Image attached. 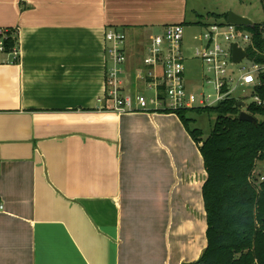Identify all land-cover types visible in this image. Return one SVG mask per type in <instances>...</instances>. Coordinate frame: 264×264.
Segmentation results:
<instances>
[{
	"label": "crops",
	"instance_id": "obj_1",
	"mask_svg": "<svg viewBox=\"0 0 264 264\" xmlns=\"http://www.w3.org/2000/svg\"><path fill=\"white\" fill-rule=\"evenodd\" d=\"M191 0H0V264H196L207 172L174 113L118 114L106 33L126 34L123 95L169 25H206Z\"/></svg>",
	"mask_w": 264,
	"mask_h": 264
},
{
	"label": "trees",
	"instance_id": "obj_2",
	"mask_svg": "<svg viewBox=\"0 0 264 264\" xmlns=\"http://www.w3.org/2000/svg\"><path fill=\"white\" fill-rule=\"evenodd\" d=\"M260 2L264 11V0ZM224 17L227 22L228 15ZM263 26L239 28L251 35L248 53L255 64L264 63V56L256 51H264ZM17 45L12 30L4 54H11ZM254 95L263 104L251 102L246 111L260 118L256 125L239 120L242 110L236 98L207 109L175 113L199 146L208 175L203 186L208 245L196 264H264V182L254 179L257 164L264 163V76ZM188 112L216 115L209 137L203 139L200 130L190 128L193 120L187 118Z\"/></svg>",
	"mask_w": 264,
	"mask_h": 264
},
{
	"label": "built area",
	"instance_id": "obj_3",
	"mask_svg": "<svg viewBox=\"0 0 264 264\" xmlns=\"http://www.w3.org/2000/svg\"><path fill=\"white\" fill-rule=\"evenodd\" d=\"M204 32L195 37L199 43L193 49V58L199 60L203 67V85L212 86L215 95L203 94L202 99L191 93L186 84V60L183 43L185 26L181 24L165 27L163 33L154 36L148 46V53L143 59L147 67L145 81L154 94L147 97L144 94L135 96L123 95L122 74L127 62L126 34L122 31L106 33L108 43L107 56L109 67L107 70V95L112 102V110L118 114L133 112H167L176 113L191 109H207L215 107L221 102L237 97V91L249 92L252 102L262 105L263 102L254 95V89L260 84L264 76V63L251 62V70L242 69L241 75L231 71L233 63V47L235 44L248 53L252 44L249 33H242L239 27L224 23H208ZM12 30L0 28V54L5 53V41ZM264 32V26H263ZM264 56V51L256 50ZM19 56L18 48L11 53ZM249 53H248V59ZM243 60V61H245ZM242 61V62H243ZM241 64V63H240ZM239 65V64H238ZM247 96V97H248ZM246 97V95H244ZM248 106V105H247ZM247 110V108H246ZM264 182V175L259 176V183ZM0 210L3 206L0 205Z\"/></svg>",
	"mask_w": 264,
	"mask_h": 264
},
{
	"label": "rangeland",
	"instance_id": "obj_4",
	"mask_svg": "<svg viewBox=\"0 0 264 264\" xmlns=\"http://www.w3.org/2000/svg\"><path fill=\"white\" fill-rule=\"evenodd\" d=\"M192 2L198 1L200 9L202 10L201 16H194V20L201 23H224L226 19L224 15L232 12L239 16L250 19L254 24H264V11L260 0H191ZM219 15L215 18L212 15ZM242 33H248L246 30H240ZM204 32L202 25H188L185 26V35L183 43V51L186 60V84L191 93H193L198 100L202 99L203 94L215 95L212 86L203 85V67L199 60L193 58V49L199 45L195 41L196 36H200ZM251 61L245 60L239 65L231 66V71L236 75V78L241 75L242 69L251 70ZM249 92L245 93L240 89L237 91V97L246 103L251 104L252 98L249 97ZM147 97L153 96V90L147 89L143 91ZM246 95V97H244ZM248 96V97H247ZM187 118L193 120L190 124L192 130L198 129L203 134V139H206L211 134L212 126L216 121V115L213 113H197L188 112ZM260 120V118H257ZM264 175V163H258L255 170V180L258 183L259 176Z\"/></svg>",
	"mask_w": 264,
	"mask_h": 264
},
{
	"label": "water",
	"instance_id": "obj_5",
	"mask_svg": "<svg viewBox=\"0 0 264 264\" xmlns=\"http://www.w3.org/2000/svg\"><path fill=\"white\" fill-rule=\"evenodd\" d=\"M227 23L239 28H253L255 25L250 19L239 16L232 12L228 13ZM245 59H248V53L246 52V50L238 47V45L235 44L233 47V63L238 65ZM238 107L242 110L239 115L240 121L253 123L255 125L258 124V120L246 111L247 105L245 102L239 101Z\"/></svg>",
	"mask_w": 264,
	"mask_h": 264
}]
</instances>
